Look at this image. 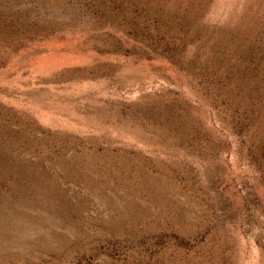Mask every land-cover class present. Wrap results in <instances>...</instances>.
<instances>
[{"label": "rangeland", "instance_id": "rangeland-1", "mask_svg": "<svg viewBox=\"0 0 264 264\" xmlns=\"http://www.w3.org/2000/svg\"><path fill=\"white\" fill-rule=\"evenodd\" d=\"M0 264H264V0H0Z\"/></svg>", "mask_w": 264, "mask_h": 264}]
</instances>
